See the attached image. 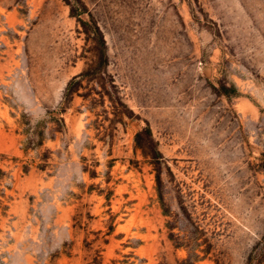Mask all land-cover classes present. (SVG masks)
Returning a JSON list of instances; mask_svg holds the SVG:
<instances>
[{
    "label": "rangeland",
    "instance_id": "1",
    "mask_svg": "<svg viewBox=\"0 0 264 264\" xmlns=\"http://www.w3.org/2000/svg\"><path fill=\"white\" fill-rule=\"evenodd\" d=\"M0 264H264V0H0Z\"/></svg>",
    "mask_w": 264,
    "mask_h": 264
}]
</instances>
